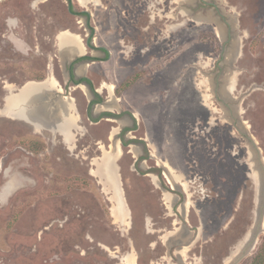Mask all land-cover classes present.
Returning a JSON list of instances; mask_svg holds the SVG:
<instances>
[{"label":"rangeland","instance_id":"rangeland-1","mask_svg":"<svg viewBox=\"0 0 264 264\" xmlns=\"http://www.w3.org/2000/svg\"><path fill=\"white\" fill-rule=\"evenodd\" d=\"M65 30L100 58L81 73L74 65L89 94L70 80L75 56L62 59ZM51 74L64 91L44 101L73 97L81 129L71 148L58 132L0 113V264H225L242 248L264 177V0L0 1V95L4 84ZM93 89L103 101L90 105ZM116 141L124 218L96 174ZM159 161L181 177L175 186ZM258 237L239 264L258 251L264 214Z\"/></svg>","mask_w":264,"mask_h":264},{"label":"bare ground","instance_id":"bare-ground-1","mask_svg":"<svg viewBox=\"0 0 264 264\" xmlns=\"http://www.w3.org/2000/svg\"><path fill=\"white\" fill-rule=\"evenodd\" d=\"M79 1L82 4V6L86 7V5L88 4L90 0H79ZM187 1H190V0H187ZM235 21H236V18L233 17V22L235 23ZM218 30L221 31L220 24L218 26ZM57 40H58L60 51L62 53L63 61H68L73 56H76L78 54H84L87 51V46L85 42L83 41L82 37L77 33H73L68 30L62 31L59 33ZM237 45L238 46L236 48V52L235 53L233 52L228 55L229 56L228 58L230 60L236 59V57L239 55L240 46L238 43ZM87 66H88V63H81L77 66V71L81 73L83 70H85V68H87ZM227 80H228V76H225L224 85L222 86V93L223 95H225V97L227 96L230 97L231 93L234 91V85L233 83L228 84L229 81L227 82ZM231 81H235V80L232 79ZM81 86L85 90V92L89 94L86 86L85 85H81ZM101 87L108 88L111 93V96H113V89H114L113 85L103 83ZM7 88L8 90H10V92L7 94L5 98V106H4V109L2 110L3 113L10 115L12 117L22 118L26 120L27 122L35 125L38 129L46 128L53 132H58L64 137L65 142L71 145L70 147L73 148L72 144H74V141L76 139L75 131L76 130L79 131L81 129V127L78 125L79 116H78V112L76 111L74 98L70 96H60V98H58L56 102L54 101L53 104L49 105V104L44 103L46 102L44 101V98H45L44 95L46 93L56 88L60 92L64 91L63 86L59 83V81L52 74L42 82L28 81L27 84L22 86V88L19 91H16L17 93L14 92L13 86L7 85ZM115 100L116 99L114 97L111 98L110 100H108V103L106 106L109 107L111 104L114 105L117 102ZM115 132H116V129L113 131L114 135H115ZM121 152H122L121 146L116 141V143L112 146L110 151L104 152L103 157L100 159L98 163V170L96 169L97 170L96 174H98L101 177V179L104 181V183L113 191L114 190L116 191V188H115L116 182L118 181V183H120L119 174H118L119 166L117 164V160L121 156ZM159 163L165 167L166 169L165 173H166V177L168 178L169 183L175 186V184L180 181L181 177L173 176L170 173V166L167 163H164L161 161H159ZM256 179L258 180V178ZM183 186L184 187L186 186L185 183L183 184ZM8 187H14V185L11 183H9L8 185L5 184L4 188L8 189ZM119 190H121V188ZM115 191H114L113 197L115 201L118 203L117 200H118L119 192L117 195V192ZM165 197L167 198V202H169L172 199L171 198L169 200L168 195H166ZM121 204H122L121 201L119 202V204H117V212H118L119 217L124 218L128 214V212L126 208V203H125V207H122ZM118 205H120V208H118ZM112 210H114V208ZM258 239L255 241L253 239V242H251L252 244H251L249 253H251L253 249L255 248L258 242ZM179 253L183 255L186 253V250L181 249ZM239 254L236 252V254L230 260L226 261L227 263L225 262V264H231V262ZM126 262H127L126 264H135L136 261L130 258V259H127Z\"/></svg>","mask_w":264,"mask_h":264},{"label":"water","instance_id":"water-1","mask_svg":"<svg viewBox=\"0 0 264 264\" xmlns=\"http://www.w3.org/2000/svg\"><path fill=\"white\" fill-rule=\"evenodd\" d=\"M226 23H227V25H229V24H231V22H229V21H226ZM228 33L229 34H231V32H230V29H229V31H228ZM87 45H89V40L87 41ZM81 56L82 55H84V54H80ZM80 55L79 56H75L72 60H71V62H73L74 60H76L78 57H80ZM224 57H225V55H224ZM235 60V59H234ZM70 62V63H71ZM89 63V61H85V63ZM78 64L79 63H76V66H78ZM77 68V67H76ZM76 72H77V70H76ZM39 82H42V81H39ZM78 86H81V85H85V86H89L87 83H84V82H82V83H78L77 84ZM222 89V88H221ZM17 93V92H16ZM224 97H225V95H224ZM56 100L57 99H55V100H53V101H50V99H49V101H46V102H44V103H46V104H53V102L55 101L56 102ZM102 157H103V155H102ZM118 174H119V176H120V179H119V182L121 183V185H120V183H118V181L116 182V185H115V188H116V191L115 192H117V195H118V192H119V196H118V203L117 204H119V202L121 201V206L122 207H125V202H126V196H125V194H124V188H123V182H122V178H121V174H120V172L118 171ZM121 188V190H119ZM123 193V194H122ZM120 199V200H119ZM124 199V200H123ZM256 200H257V210H256V225H255V228L253 229V230H251V231H249L248 233H247V235H246V238H245V240H244V242H243V245H242V249H240L239 251H237V253L239 254V253H241V254H239L232 262H231V264H239L240 263V261L245 257V256H247L248 255V253H249V251H250V248H251V242H253V239H254V241L255 240H257L258 239V236H259V233L261 232V230H262V225H263V212H264V177H261V175H259L258 176V180H257V198H256ZM118 208H120V205H118ZM124 221V220H123ZM122 221V223H124ZM252 235V236H251ZM249 239H251V240H249Z\"/></svg>","mask_w":264,"mask_h":264},{"label":"trees","instance_id":"trees-1","mask_svg":"<svg viewBox=\"0 0 264 264\" xmlns=\"http://www.w3.org/2000/svg\"><path fill=\"white\" fill-rule=\"evenodd\" d=\"M80 14H83V15H86V14H87V16L90 15L89 12H85V11L80 12ZM89 45H90V44H89ZM91 47L94 48V46H91ZM89 59H90V60H97V59H100V58H98V57H94V56H89V55H84V56H80V57H78L76 60H74L73 62H71V63L69 64V66H68V70H69V72H70V80L73 81L74 84H78V83L86 82V83L89 84V85L91 86V88H92V82H91V80H90L89 78H87V77H81V78H79V79H76V78H75V75H74V65H75L77 62H79V61L89 60ZM93 91H94V93H95V95H96V98L93 99V100L91 101V104H90V105L95 104V103H100V102L103 101V97L101 96V94H100L99 92L95 91L94 89H93ZM104 114H105V115H108V116H114V117H116V118H120V117H122V113H114V112H109V111H107V112H104ZM127 130H132V128H130V127H126V128H124V129H123V132H122V134H121V137H122V135H123ZM132 141H133V140H132ZM128 143H131V142H128ZM125 144H127L126 141H125ZM144 158H146V156H141L140 159H144ZM246 264H264V239H263V241H262V243H261V245H260L258 251H257V252L255 253V255L253 256V258H252L248 263H246Z\"/></svg>","mask_w":264,"mask_h":264},{"label":"flooded vegetation","instance_id":"flooded-vegetation-1","mask_svg":"<svg viewBox=\"0 0 264 264\" xmlns=\"http://www.w3.org/2000/svg\"><path fill=\"white\" fill-rule=\"evenodd\" d=\"M4 1V0H2ZM99 3H100V0H99ZM70 6V5H69ZM70 9L72 10V7L70 6ZM85 12H88V11H85ZM87 16V14H86ZM59 35V34H58ZM58 37V36H57ZM90 46H93L90 44ZM101 50H106L105 48H100ZM6 80H3V82H5ZM7 85H11L14 87V90H18L20 89V87H17L16 86V83L15 84H4L1 86V90L3 91V93L0 95V113L1 115H6L5 113L2 112V110L4 109V106H5V98L7 96V93H5V90H7ZM8 91V90H7Z\"/></svg>","mask_w":264,"mask_h":264},{"label":"crops","instance_id":"crops-1","mask_svg":"<svg viewBox=\"0 0 264 264\" xmlns=\"http://www.w3.org/2000/svg\"><path fill=\"white\" fill-rule=\"evenodd\" d=\"M85 61V60H84ZM82 77H87V76H82ZM88 78V77H87ZM100 93V92H99Z\"/></svg>","mask_w":264,"mask_h":264}]
</instances>
